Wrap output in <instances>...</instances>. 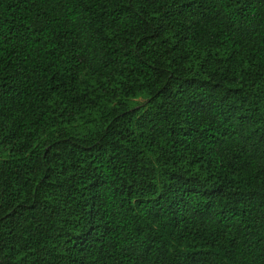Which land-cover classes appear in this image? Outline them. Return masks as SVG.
Masks as SVG:
<instances>
[{
  "label": "trees",
  "instance_id": "1",
  "mask_svg": "<svg viewBox=\"0 0 264 264\" xmlns=\"http://www.w3.org/2000/svg\"><path fill=\"white\" fill-rule=\"evenodd\" d=\"M0 264H264V0H0Z\"/></svg>",
  "mask_w": 264,
  "mask_h": 264
}]
</instances>
